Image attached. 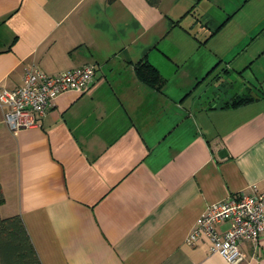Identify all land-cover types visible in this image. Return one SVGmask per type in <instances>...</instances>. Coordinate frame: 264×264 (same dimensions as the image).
<instances>
[{
  "label": "crops",
  "instance_id": "1",
  "mask_svg": "<svg viewBox=\"0 0 264 264\" xmlns=\"http://www.w3.org/2000/svg\"><path fill=\"white\" fill-rule=\"evenodd\" d=\"M86 63L91 89L39 125L11 131L0 108V215L42 264H231L186 237L207 205L264 190V0H0V87ZM240 250L264 264V234Z\"/></svg>",
  "mask_w": 264,
  "mask_h": 264
},
{
  "label": "built area",
  "instance_id": "2",
  "mask_svg": "<svg viewBox=\"0 0 264 264\" xmlns=\"http://www.w3.org/2000/svg\"><path fill=\"white\" fill-rule=\"evenodd\" d=\"M96 66L86 63L78 67L48 75L30 68L22 82L13 88L0 87V108L3 120L11 131L39 125L54 99L61 93L88 92L93 85ZM228 226L218 230V225ZM264 234V190L252 185L249 191L229 195L226 199L207 205L190 229L186 242L195 244L206 238L210 250L222 255L231 264H240L245 254L240 250L249 241L257 250Z\"/></svg>",
  "mask_w": 264,
  "mask_h": 264
},
{
  "label": "trees",
  "instance_id": "3",
  "mask_svg": "<svg viewBox=\"0 0 264 264\" xmlns=\"http://www.w3.org/2000/svg\"><path fill=\"white\" fill-rule=\"evenodd\" d=\"M147 1L157 5L160 0ZM135 72L142 82L151 87L159 89L163 82L157 69L147 61L137 63ZM252 99L248 93L237 95L225 106H238ZM2 198L0 186V202ZM0 264H42L19 214L0 215Z\"/></svg>",
  "mask_w": 264,
  "mask_h": 264
}]
</instances>
